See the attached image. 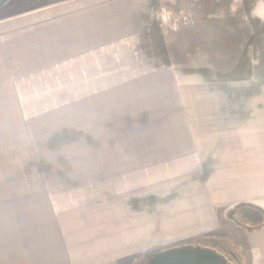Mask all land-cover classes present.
Returning a JSON list of instances; mask_svg holds the SVG:
<instances>
[{"label": "crops", "instance_id": "crops-1", "mask_svg": "<svg viewBox=\"0 0 264 264\" xmlns=\"http://www.w3.org/2000/svg\"><path fill=\"white\" fill-rule=\"evenodd\" d=\"M196 1L199 0H191V4ZM154 5V0H11L0 9V67L9 64L10 69L4 68L3 73L24 74L15 82L33 80L37 75L60 74L41 78L38 87L70 91L65 104L74 103L71 91L81 90L79 104L94 106L92 115L98 126L101 121L102 135L110 137L105 146L112 150L116 168L132 170L129 176L120 178L125 182L131 179L132 172L149 187L152 175L160 171H213L211 176L206 174L208 182L202 185L229 187L209 191L214 204L230 202V207L242 203L246 207L241 209H250L246 210L248 214L253 210L261 212L263 221L259 227L240 225L238 245L245 252L242 256L247 259L246 264H264V0H234L233 16L226 18L222 14L219 18L220 22L226 18L239 25L244 30L243 37H253L252 42L240 45V57L233 66L236 74L220 79L233 70L198 66L191 75L201 81L184 85L177 82L175 74L188 67L176 60L173 63L171 47L162 31H158L161 26L153 14ZM180 16L194 18L192 12ZM202 18L198 25L210 19ZM175 20H179L177 15ZM189 21L192 23L193 19ZM222 36L241 37L237 33ZM179 53L185 58L192 55ZM208 76L211 78L205 80ZM166 86H171L175 93L167 100ZM146 89H151L148 96L141 93ZM90 90H94V95ZM125 90H131L130 95L135 98L156 102L145 110L137 109L143 103H130ZM17 103L21 104L16 101L14 105ZM52 103L55 102L47 104ZM123 107L137 111L128 108L119 115ZM121 149L132 156L125 159ZM193 158L199 159L200 165L190 170ZM101 179L96 177L95 184ZM61 180L66 179L57 177L58 184L65 183ZM106 187L97 190L101 202L104 196L111 201L108 197L122 190L110 183ZM42 205L44 212L37 215V220L46 216L44 227L49 230L40 231L38 222L34 233H42L38 240L46 243L30 248L38 251L33 264H46L54 247L61 244L70 250L66 253L62 249V255L78 259L79 264H104L91 254L97 248L102 250L96 256L98 259L110 258L111 249L103 244V236V241L91 243V248L87 243L78 244L85 238L79 230L84 217L78 222L72 220L73 228L70 226L68 231L67 222L51 225L50 208L58 209L49 200ZM102 217V211L95 214L91 227L102 228ZM57 227H64L59 232L66 242L53 240L49 232ZM76 229L78 233L74 234ZM72 244L76 247L72 248ZM122 248L117 244L113 249ZM87 249L90 251L86 252ZM115 260L106 264H114Z\"/></svg>", "mask_w": 264, "mask_h": 264}, {"label": "rangeland", "instance_id": "rangeland-1", "mask_svg": "<svg viewBox=\"0 0 264 264\" xmlns=\"http://www.w3.org/2000/svg\"><path fill=\"white\" fill-rule=\"evenodd\" d=\"M154 3L153 14L161 26L158 31L159 34L162 31L171 47L173 63L176 60L179 65L188 67L175 74L180 85L201 81L191 75L198 66L214 67V70L225 72L233 70L242 44L253 41V37L242 36L244 30L239 25L230 19L226 21L233 16L234 0H199L194 4L188 0H154ZM186 12L193 13L194 23L189 21L192 19L180 16ZM222 14L226 18H221L223 21L220 22ZM176 15L179 18L177 21ZM202 16L206 19L209 16L210 19L205 20L204 25H198L200 19L203 20ZM224 30V34L237 33L241 37H223ZM175 51L178 52L176 56ZM179 52H190L192 55L185 58ZM4 68L10 69V65L0 67V264H33L38 251L30 248L46 243L38 240L42 233H34L38 222L40 231L49 230V227H44L46 216L37 220V215L44 212L42 203L47 200L58 209L50 208L51 225H66L67 222V230L71 231L72 220L78 222L84 217V224L79 230L83 231L85 238L78 243L80 246L87 243V247L91 248V243L99 244L103 236V244L111 249V253L108 252L110 258L98 259L96 256L102 254L99 248L91 254L104 264L115 258L114 264H146L156 253L186 249L209 251L221 258L228 252L236 261L246 264L245 252L238 245L242 223L234 220L236 211L246 206L234 203L227 207L230 202L216 205L210 200V190L229 188L202 185L208 182L206 174L211 176L213 171H160L152 175L149 187L143 185L142 179L132 172L131 179L125 182L120 178L129 176L132 170L116 168L112 150L106 147L110 137L102 135L101 121L98 126L97 118L92 115L94 106L79 104L83 94L81 90L71 91L74 103L65 104L63 102L70 91H49L38 87L41 78H53L60 74L37 75L33 80L15 82L24 74L3 73ZM234 74L233 70L220 79ZM210 78L208 76L205 80ZM151 89L141 93L148 96ZM130 92L125 90L130 103H143L135 107L137 109L145 110L156 102L140 96L135 98ZM166 93V100L175 96L171 86H166ZM90 94L94 95V90H90ZM16 101L21 104L14 105ZM32 102L45 104L33 105ZM128 108L135 110L134 107H123L119 115H123L121 111ZM99 176L102 179L95 184L98 180L95 178ZM57 177H65V181L61 180L65 183L58 184ZM108 183L113 188L120 186L122 190L108 197L111 201L104 196L101 202L102 196H96L97 190L106 189ZM100 211L103 213L100 219L102 228L98 230L91 224L95 223V214ZM61 228L64 227L49 232L53 240H64L59 232ZM77 233L78 229L74 231V234ZM117 244L123 248L113 249ZM73 247L76 246L72 244ZM62 249L70 253L62 244L54 247L52 258L46 264H79L78 259L63 256Z\"/></svg>", "mask_w": 264, "mask_h": 264}, {"label": "water", "instance_id": "water-1", "mask_svg": "<svg viewBox=\"0 0 264 264\" xmlns=\"http://www.w3.org/2000/svg\"><path fill=\"white\" fill-rule=\"evenodd\" d=\"M8 0H0V9ZM146 264H223L217 255L203 250H171L154 255Z\"/></svg>", "mask_w": 264, "mask_h": 264}, {"label": "trees", "instance_id": "trees-1", "mask_svg": "<svg viewBox=\"0 0 264 264\" xmlns=\"http://www.w3.org/2000/svg\"><path fill=\"white\" fill-rule=\"evenodd\" d=\"M189 2H191V0H188ZM250 211V209L248 208H244V209H239L236 211V217L237 219L246 226H250L253 228L259 227L262 224L263 221V217L261 212L253 210L251 211L249 214L246 212Z\"/></svg>", "mask_w": 264, "mask_h": 264}, {"label": "clouds", "instance_id": "clouds-1", "mask_svg": "<svg viewBox=\"0 0 264 264\" xmlns=\"http://www.w3.org/2000/svg\"><path fill=\"white\" fill-rule=\"evenodd\" d=\"M120 151H121L122 156H123L125 159H128V158H130V157L132 156L131 153H125V152H123L122 149H121ZM199 165H200V161H199V159H197V158H193V159L191 160V162H190L189 168H190V170H191V169H195V168H196L197 166H199Z\"/></svg>", "mask_w": 264, "mask_h": 264}, {"label": "flooded vegetation", "instance_id": "flooded-vegetation-1", "mask_svg": "<svg viewBox=\"0 0 264 264\" xmlns=\"http://www.w3.org/2000/svg\"><path fill=\"white\" fill-rule=\"evenodd\" d=\"M217 257L222 261L223 264H240L239 261H236V258H234V256H230L228 252H225L224 258H221L220 256Z\"/></svg>", "mask_w": 264, "mask_h": 264}]
</instances>
